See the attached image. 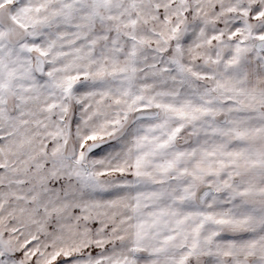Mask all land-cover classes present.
Instances as JSON below:
<instances>
[{
    "label": "snow or ice",
    "instance_id": "6c2138e0",
    "mask_svg": "<svg viewBox=\"0 0 264 264\" xmlns=\"http://www.w3.org/2000/svg\"><path fill=\"white\" fill-rule=\"evenodd\" d=\"M0 264H264V0H0Z\"/></svg>",
    "mask_w": 264,
    "mask_h": 264
}]
</instances>
